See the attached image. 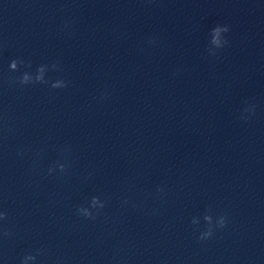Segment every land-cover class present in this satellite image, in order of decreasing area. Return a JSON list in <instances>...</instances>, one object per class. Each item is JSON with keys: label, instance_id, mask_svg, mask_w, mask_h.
I'll use <instances>...</instances> for the list:
<instances>
[{"label": "clouds", "instance_id": "obj_1", "mask_svg": "<svg viewBox=\"0 0 264 264\" xmlns=\"http://www.w3.org/2000/svg\"><path fill=\"white\" fill-rule=\"evenodd\" d=\"M229 31L228 26H217L215 28L212 29L211 32V45H215L216 48H221L223 47L226 43L227 40L223 39V41L221 42V33H227ZM150 43H155V41H150ZM210 54H214V51L210 48L209 49ZM21 65H24L26 67H31L30 64L25 65V61H23L22 59H14L10 62L9 68L11 71H18L19 67ZM53 68H55V64L52 66ZM47 70V66L46 65H41L37 68L36 71V75L33 76L32 74H30L29 72H24L22 73V75L17 78V82L20 85H28L30 83H47V81L44 79V74ZM52 88H62V87H66V84L64 81L61 80H57L54 83H52L51 85ZM245 111H249V109H245ZM243 118V117H242ZM22 154V153H19ZM58 167L60 169L61 172L65 171L66 165L65 164H58ZM55 171V166L51 167L48 169L49 174L51 175L53 172ZM163 188H159L158 192H163ZM90 207L92 209H103L105 207V203L102 202L100 200L99 197L97 196H93L91 198L90 201ZM78 214L84 216L85 218H89V219H95V215L93 214L92 211H90V209L88 207H79L77 209ZM97 214H99V212L97 211ZM7 219V213L6 212H0V220H6ZM205 219L206 220H211V216L210 215H205ZM225 226V218L224 217H220V223H219V227H224ZM213 234V229L208 228V230L204 233L201 234V236L199 237V239L204 240L207 238H210ZM4 235L7 236L9 235V233L7 231L4 232ZM36 260V256L32 255V254H28L25 255L22 259V264H28L29 261H35Z\"/></svg>", "mask_w": 264, "mask_h": 264}]
</instances>
